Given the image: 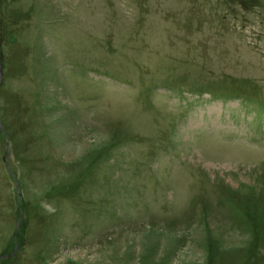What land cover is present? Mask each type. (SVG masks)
Segmentation results:
<instances>
[{
  "label": "rangeland",
  "instance_id": "obj_1",
  "mask_svg": "<svg viewBox=\"0 0 264 264\" xmlns=\"http://www.w3.org/2000/svg\"><path fill=\"white\" fill-rule=\"evenodd\" d=\"M0 264H264V0H0Z\"/></svg>",
  "mask_w": 264,
  "mask_h": 264
}]
</instances>
